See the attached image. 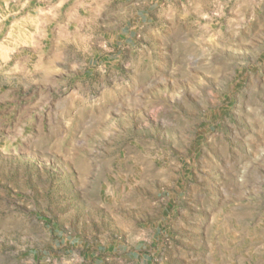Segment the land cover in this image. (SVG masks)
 I'll return each instance as SVG.
<instances>
[{"label":"rangeland","instance_id":"374dc122","mask_svg":"<svg viewBox=\"0 0 264 264\" xmlns=\"http://www.w3.org/2000/svg\"><path fill=\"white\" fill-rule=\"evenodd\" d=\"M0 264H264V0H0Z\"/></svg>","mask_w":264,"mask_h":264}]
</instances>
